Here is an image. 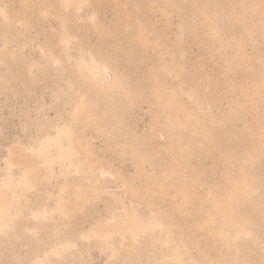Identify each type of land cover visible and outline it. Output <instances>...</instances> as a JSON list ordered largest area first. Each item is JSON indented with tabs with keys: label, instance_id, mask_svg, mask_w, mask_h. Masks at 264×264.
<instances>
[{
	"label": "rangeland",
	"instance_id": "rangeland-1",
	"mask_svg": "<svg viewBox=\"0 0 264 264\" xmlns=\"http://www.w3.org/2000/svg\"><path fill=\"white\" fill-rule=\"evenodd\" d=\"M0 264H264V0H0Z\"/></svg>",
	"mask_w": 264,
	"mask_h": 264
}]
</instances>
